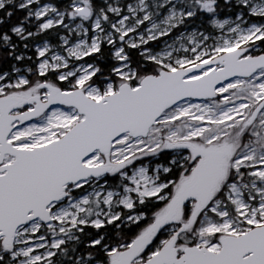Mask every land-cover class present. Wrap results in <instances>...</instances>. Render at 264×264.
I'll return each mask as SVG.
<instances>
[{"label": "snow or ice", "instance_id": "snow-or-ice-1", "mask_svg": "<svg viewBox=\"0 0 264 264\" xmlns=\"http://www.w3.org/2000/svg\"><path fill=\"white\" fill-rule=\"evenodd\" d=\"M0 264H264V0H0Z\"/></svg>", "mask_w": 264, "mask_h": 264}]
</instances>
